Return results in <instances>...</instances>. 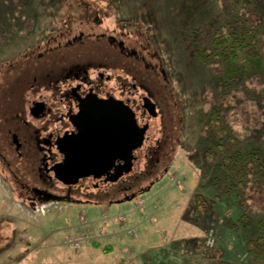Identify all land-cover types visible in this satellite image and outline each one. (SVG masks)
Listing matches in <instances>:
<instances>
[{
    "label": "rangeland",
    "instance_id": "obj_1",
    "mask_svg": "<svg viewBox=\"0 0 264 264\" xmlns=\"http://www.w3.org/2000/svg\"><path fill=\"white\" fill-rule=\"evenodd\" d=\"M246 20L257 30L262 65L242 53L234 63L250 62L249 70L233 76L232 59L200 60L197 51L213 50L217 36ZM112 37L152 69L119 54ZM82 58L107 60L112 87L127 79L157 93L168 153L149 176L138 160L125 178L136 192L130 203L119 190L89 192L88 184L71 201H30L13 176L27 170L0 162V264H264L249 250L264 235V0H0V114L8 116L21 96L53 95L38 93L34 77L43 81L45 72ZM160 125L151 122L147 136L159 138ZM221 139L234 141L227 152L218 150ZM240 151L257 159L252 169L262 167L232 181L212 158ZM142 200L140 212L134 203ZM107 204L113 213L135 211L132 238L120 233L114 242L115 230L96 236ZM82 215L95 225L82 224ZM85 232L94 238L79 249L67 245Z\"/></svg>",
    "mask_w": 264,
    "mask_h": 264
},
{
    "label": "flooded vegetation",
    "instance_id": "obj_2",
    "mask_svg": "<svg viewBox=\"0 0 264 264\" xmlns=\"http://www.w3.org/2000/svg\"><path fill=\"white\" fill-rule=\"evenodd\" d=\"M109 44L123 57H133L143 63L145 68L152 69L150 63L138 55L136 49L131 50L124 42H118L112 37L109 38ZM75 48L77 47L71 46V49ZM108 70L107 60L95 62L82 58L74 62L68 61L54 72H45L43 81L38 76L34 77L35 83L40 85L37 88L38 93L53 95L36 97L32 101L21 96L8 116L0 114V162L12 172L15 169L11 168L16 162L24 171L27 170L25 175H22L23 178L18 175L17 168L13 175L24 198L30 201H71L72 194L80 189L83 191V186L88 184L92 189L89 192L107 193L110 190H119L122 192V200H130L135 198L136 192L130 191L133 185H127V179L133 177L134 166L138 160L144 159L147 162V170L144 173L148 176L159 169L157 167L162 162L160 158L168 152L164 149L167 138L163 137L162 133L165 131V114L157 93L140 81H135L130 86L127 79H118L112 87V77ZM94 96L101 100L115 98L129 106L137 117L139 127L144 128L150 126L151 122H159L162 125L161 136H154L153 131L151 136L146 137L140 151L134 153L133 163L124 165L126 172L118 183L99 189L94 187V178L88 177L81 180L77 187H69L54 177L52 169L65 162L66 153H71L77 161L82 159L84 153L79 151L78 143H75L80 133L76 124L79 122L81 104ZM89 123L90 121L86 120V126ZM91 138L92 136L87 134L86 140L89 143ZM84 143L85 141H82L83 146ZM116 163L121 162L117 160ZM164 168L167 167L164 165ZM108 173L112 178L115 176L114 170ZM60 184L66 188L65 191H60L61 193L54 190V187Z\"/></svg>",
    "mask_w": 264,
    "mask_h": 264
},
{
    "label": "water",
    "instance_id": "obj_3",
    "mask_svg": "<svg viewBox=\"0 0 264 264\" xmlns=\"http://www.w3.org/2000/svg\"><path fill=\"white\" fill-rule=\"evenodd\" d=\"M78 118L76 126L80 133L75 143L83 157L77 161L71 153L62 150L67 158L52 169L54 177L69 187H77L88 177L94 178V187L99 189L118 183L125 175L124 165L133 163L134 153L140 151L150 126L139 127L134 112L115 98L101 100L94 96L84 101ZM86 120L90 121L87 126ZM87 134L92 136L90 143ZM117 160L121 163L117 164ZM112 170L113 178L108 173Z\"/></svg>",
    "mask_w": 264,
    "mask_h": 264
},
{
    "label": "trees",
    "instance_id": "obj_4",
    "mask_svg": "<svg viewBox=\"0 0 264 264\" xmlns=\"http://www.w3.org/2000/svg\"><path fill=\"white\" fill-rule=\"evenodd\" d=\"M251 21V20H250ZM260 41L257 38V30L251 24V22L242 21L239 24L234 25L231 32H227L225 34H220L217 36L215 41V47L212 50L211 48H202L197 51V55L200 60L204 63H215L218 60H231V66L229 67L228 73L230 75H241L249 70L250 62L237 64L234 63L236 59H238L242 53L249 56V59H253L252 63L261 64V59L263 54L262 48L259 46ZM217 121L218 117L216 118ZM214 126H219L217 122L213 123ZM213 131V130H212ZM234 144L233 140H228L224 142V139H221L218 142L217 146L220 147L218 149L221 152H227L229 146ZM222 147V148H221ZM217 154V153H216ZM218 156L212 158L213 163L216 164V170L220 174L227 175L231 177V180L234 181L236 177L239 176L240 180H244L247 175H256L260 172L262 164H257V169H252V163H256L257 159L251 153L247 152H238L232 155H226L223 160L219 159ZM254 173V174H253ZM231 175V176H230ZM260 229L264 232V219L259 223ZM95 247H99V245L94 244ZM113 248L109 247L108 251H112ZM249 250L251 253L258 259L264 260V235L259 236L258 239L251 241L249 243ZM221 264H232L231 262H222Z\"/></svg>",
    "mask_w": 264,
    "mask_h": 264
},
{
    "label": "built area",
    "instance_id": "obj_5",
    "mask_svg": "<svg viewBox=\"0 0 264 264\" xmlns=\"http://www.w3.org/2000/svg\"><path fill=\"white\" fill-rule=\"evenodd\" d=\"M145 204H146V200H142L138 203H134V207L139 209L140 212H142L141 210L144 209ZM109 213H111V216L109 215ZM134 213L135 211H131L129 215H127V213H124L122 211H119V213H113L112 210L109 207H107L103 211V216L101 220L97 221L99 223L97 228H100V227H103V228L101 230L97 229L96 236L97 237H104V236L108 237V236H111V234H113L111 232L115 230L116 234L112 235L114 236V240H120V238L122 237L121 236L122 234H124L125 237L132 238L135 232H134V229L132 227L130 228L129 226H131L132 224L131 220L134 218V216L131 217V215H133ZM80 221L86 227L90 225H92L93 227V224L95 223V222H89L86 215H82L80 217ZM92 234H93L92 232H90V234L85 232V235H84L85 238L81 237L77 239V237H72V238H69V240L66 243L68 246H70L73 249L74 248L79 249L82 247L83 244H85V242L87 243L94 238L91 236Z\"/></svg>",
    "mask_w": 264,
    "mask_h": 264
},
{
    "label": "crops",
    "instance_id": "obj_6",
    "mask_svg": "<svg viewBox=\"0 0 264 264\" xmlns=\"http://www.w3.org/2000/svg\"><path fill=\"white\" fill-rule=\"evenodd\" d=\"M112 206H113V205L107 204V205H105V207L103 208V210H105L107 207H109V208L111 209ZM111 210H112V209H111ZM135 219H136V218L134 217L133 220H135ZM133 220H131V223H132ZM113 241H114V242H117V241H115V240H113ZM114 244H115V243H112L111 245H114ZM112 248H113V247H112Z\"/></svg>",
    "mask_w": 264,
    "mask_h": 264
}]
</instances>
